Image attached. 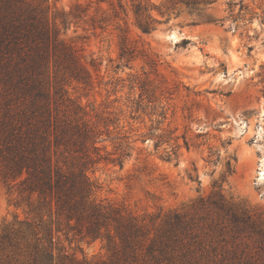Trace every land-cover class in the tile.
Instances as JSON below:
<instances>
[{
    "label": "rangeland",
    "instance_id": "rangeland-1",
    "mask_svg": "<svg viewBox=\"0 0 264 264\" xmlns=\"http://www.w3.org/2000/svg\"><path fill=\"white\" fill-rule=\"evenodd\" d=\"M27 1L50 7L61 38L80 51L94 75L92 87L68 86L72 97L92 116L112 112L120 123L111 126V137H127L123 168L103 161L87 171L94 197L145 218L151 237L171 214L185 215L196 242L169 252H188V264H216L214 250L233 246L228 222L211 204L217 193L230 206L264 216V0H123L126 20L115 19L109 4L99 11L96 0ZM138 4L144 9L137 18ZM79 6L88 11L72 18ZM138 21L148 22L151 33ZM127 27L137 50L121 59ZM119 142L103 146L116 153ZM25 217L0 187V264H31L26 242L18 246L13 234L17 218ZM54 237L52 264H69L60 259L65 254L90 264L111 261L107 241ZM38 242L47 247L36 237L29 243ZM235 244L253 246L246 239ZM145 262L140 256L136 264Z\"/></svg>",
    "mask_w": 264,
    "mask_h": 264
},
{
    "label": "trees",
    "instance_id": "trees-1",
    "mask_svg": "<svg viewBox=\"0 0 264 264\" xmlns=\"http://www.w3.org/2000/svg\"><path fill=\"white\" fill-rule=\"evenodd\" d=\"M96 1L99 11L101 4H109L115 19L129 16L123 0ZM81 8L70 16L81 18L88 11ZM143 9L141 4L134 7L137 18ZM49 14L50 7L42 4L0 0V187L26 215L17 218L13 232L18 246L26 242L31 264H52L54 236L63 234L72 240L107 241L108 264H136L140 256L146 259L144 264H188V252L176 257L169 252L176 247L185 249L189 239L196 242L194 225L185 215L171 214L151 237L145 218L94 197L96 187L87 174L89 168L103 161L123 168L129 145L126 136L111 137V126L120 123L113 120L112 112L92 116L70 94L68 86L73 83L94 86V75L80 51L61 38ZM63 17L62 23L68 18ZM106 22L107 18L99 21L101 29ZM138 26L143 33L152 31L148 22L138 21ZM121 44V59L137 50L128 27ZM91 66L100 71L95 60ZM114 140L120 141L116 153H108L103 143ZM217 197L211 204L223 214L222 223L228 222L226 233L233 246L223 253L214 250L216 264H264V216L228 205L220 193ZM34 237L46 240L47 247L29 243ZM4 239L13 243L9 234ZM238 239L252 242V248L246 244L240 250L235 244ZM60 259L90 264L67 254Z\"/></svg>",
    "mask_w": 264,
    "mask_h": 264
},
{
    "label": "bare ground",
    "instance_id": "bare-ground-1",
    "mask_svg": "<svg viewBox=\"0 0 264 264\" xmlns=\"http://www.w3.org/2000/svg\"><path fill=\"white\" fill-rule=\"evenodd\" d=\"M261 176L264 177V172H262V175Z\"/></svg>",
    "mask_w": 264,
    "mask_h": 264
}]
</instances>
